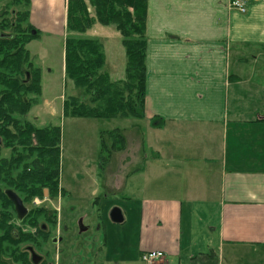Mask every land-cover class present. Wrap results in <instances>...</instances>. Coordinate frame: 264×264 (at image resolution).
Returning <instances> with one entry per match:
<instances>
[{
    "label": "crops",
    "instance_id": "0c3cea01",
    "mask_svg": "<svg viewBox=\"0 0 264 264\" xmlns=\"http://www.w3.org/2000/svg\"><path fill=\"white\" fill-rule=\"evenodd\" d=\"M229 1L148 0L145 116L123 128L127 147L113 158L119 172L127 171L120 189L143 203L147 242L140 254L162 250L158 264H193L212 251L218 264H264V115L248 119L261 105L255 91L245 97L244 77L233 74L229 60L232 45H264V0H249L246 13L231 10ZM35 3L43 10L47 0ZM230 119L242 128L230 130ZM216 130L223 148L215 153L208 137ZM198 132L209 141L204 161L221 157L217 189L213 177L196 180L200 172L190 163L200 153L177 147L184 133L191 138ZM155 173L162 175L160 190L169 193L141 194Z\"/></svg>",
    "mask_w": 264,
    "mask_h": 264
},
{
    "label": "rangeland",
    "instance_id": "374dc122",
    "mask_svg": "<svg viewBox=\"0 0 264 264\" xmlns=\"http://www.w3.org/2000/svg\"><path fill=\"white\" fill-rule=\"evenodd\" d=\"M13 2L15 3L16 0ZM13 2L0 0V10L4 8V5L9 4L10 6L14 5L18 11H30L24 25H34V30L39 32V37L32 40L26 47L30 51V59L34 66H38L42 70V96L39 98V103L22 119L24 123H30L34 127L35 125L38 126V121L41 125L61 127L62 158L60 170L61 183L65 189L64 197L83 198V205L79 203V200H74L78 202V205L74 204L73 206L83 211L85 222L92 226L90 231L83 233V251L87 263L92 264L94 261H103V259L111 260L114 256L119 264H145L140 254L143 245L147 242V235L141 233L144 224L142 218L143 203L141 200L130 198L127 188L120 189V181H126L124 175L127 171H124V174L119 172L122 168L119 167L117 158L107 159V153L103 152L100 146V136L103 131L123 129L130 126L134 122L133 119L65 117L63 115L65 98L74 95L85 102L89 101V96L85 90L76 87L64 74V47L67 32L62 26V22L64 16L66 19V1L47 0L45 5L42 4L44 9L42 10L40 7L38 11L36 0H31L28 5L24 4V0L21 4H14ZM76 36L100 39L107 54L105 70L113 73L114 79L124 77L126 54L122 43L123 37L113 25L105 26L97 23L93 29L76 34ZM230 54V67L233 74H240L244 77L242 87L244 90L247 89L244 94L245 97L253 95L249 90L255 91L254 101L261 105L256 114L252 112L253 115L247 116L248 119L264 115V45H232ZM254 56H257V59H254ZM232 84L234 86L235 82ZM235 91L237 90L232 89L231 99L235 97ZM45 99L50 102V105L44 104ZM49 108H53L56 114H50ZM34 116L37 117V120H34ZM231 117L234 118L232 114ZM233 122L234 119L229 125L230 130L242 128ZM247 126L248 124L244 127L247 128ZM212 133L215 135L208 137L210 142L204 138L203 132H198L194 133L191 138L184 133L185 135L183 134L176 143L179 145L177 147L190 148L194 150L195 154L200 153V156L192 157V163H190L193 169L196 167L200 172L194 174L197 175L196 180L202 178L206 180L213 177L214 188L217 189L221 180V157L216 156L213 164L209 165L204 161L203 155L207 141L209 142V149L215 153L223 148L221 132L216 130ZM10 156V148L4 146L0 148V157ZM181 176L184 177L182 186L187 185L186 174ZM161 177L162 175L158 173L152 174V181L146 185L145 189L138 191L141 194L143 190L150 191L152 198H158L161 193H169V190H160ZM136 178L141 185H144V176L138 175ZM1 186L4 185L0 181ZM183 192L184 190L180 189V195ZM45 194L49 195L48 190H45ZM185 207L187 206L185 205ZM114 208H120L124 212L125 222H112L110 212ZM100 220H103V225H107V230L95 227L101 223ZM204 226H207V222ZM201 239L205 240V237ZM98 250H101V253L97 254ZM106 252L107 256L104 257Z\"/></svg>",
    "mask_w": 264,
    "mask_h": 264
},
{
    "label": "trees",
    "instance_id": "16d2710c",
    "mask_svg": "<svg viewBox=\"0 0 264 264\" xmlns=\"http://www.w3.org/2000/svg\"><path fill=\"white\" fill-rule=\"evenodd\" d=\"M22 1L16 0L15 3L21 4ZM24 1L25 5L31 3V0ZM17 14L12 37L0 38V137L3 141L0 148L4 146L11 150L10 157H0V179L10 185L16 166L23 161V153L27 151V147L21 150V145L32 144L35 139L39 145L35 148L37 154L31 152L30 157L36 154L33 163L38 166L39 177L42 179L44 174H53L55 180L53 184H30L25 191L33 197L43 196L46 186L51 195L58 196L62 130L56 125L35 128L22 119L39 103L43 85L42 70L34 66L26 47L27 42L39 37V32H34L32 24L24 25L30 11H19ZM147 15L148 0H67L64 74L76 87L85 90L89 101L68 96L63 101L65 117L114 119L145 116ZM97 23L113 25L123 37L126 67L121 79H114L105 70L107 54L100 39L76 36L93 29ZM30 30L32 34L25 33ZM23 68L31 72L28 82L24 80ZM126 133L125 129L119 128L101 133L100 146L107 153V159L126 149ZM52 145H55L53 149ZM0 197H6L1 187ZM13 238L9 232L7 240L10 242ZM204 256L194 258L193 264L199 259L208 261L205 264L219 262L213 251Z\"/></svg>",
    "mask_w": 264,
    "mask_h": 264
},
{
    "label": "flooded vegetation",
    "instance_id": "af4514ba",
    "mask_svg": "<svg viewBox=\"0 0 264 264\" xmlns=\"http://www.w3.org/2000/svg\"><path fill=\"white\" fill-rule=\"evenodd\" d=\"M18 12L14 5L9 4L0 10V38L12 37ZM25 33L32 34L33 31ZM31 42L32 40L27 42V45ZM23 70L24 80L28 82L31 72L26 68ZM34 120H37V117L34 116ZM37 125L35 128L49 126L41 125L39 121ZM2 142L1 139L0 145ZM38 146L35 139L32 144H22L21 150L27 147L28 152L24 151L23 161L16 166L14 180H11L10 185H6L7 181L0 179L4 185L1 186L4 193L7 189L14 190L19 195L22 205L19 212L15 202L6 193V197H0V264H88L83 251V233L90 231L92 226L85 222L83 211L73 206L78 205L74 200H79L83 205V198L64 197L61 170L58 178L60 195H51L46 186L43 188V196L33 197L25 191L30 184L44 182L53 184L55 180L53 174H44L40 179L38 166L33 163ZM52 146L53 149L55 145ZM34 151L36 154L30 157V153ZM45 190H48L49 195L45 194ZM100 221L101 223L95 227L107 230V225L104 224V227L103 220ZM9 232L14 236L10 242L7 240ZM96 253H101V250ZM106 256L107 252L104 254V257ZM92 264H119V261L113 256L111 260L103 259Z\"/></svg>",
    "mask_w": 264,
    "mask_h": 264
},
{
    "label": "built area",
    "instance_id": "2783aa9c",
    "mask_svg": "<svg viewBox=\"0 0 264 264\" xmlns=\"http://www.w3.org/2000/svg\"><path fill=\"white\" fill-rule=\"evenodd\" d=\"M228 5L231 10L241 13H245L248 9L247 0H230ZM164 255L162 250H149L142 254V260L145 264H158Z\"/></svg>",
    "mask_w": 264,
    "mask_h": 264
},
{
    "label": "water",
    "instance_id": "95a60500",
    "mask_svg": "<svg viewBox=\"0 0 264 264\" xmlns=\"http://www.w3.org/2000/svg\"><path fill=\"white\" fill-rule=\"evenodd\" d=\"M4 36V34H3ZM11 36V35H9ZM264 117V116H263ZM0 142H1V137H0ZM6 195L15 202L19 212H21V199L19 197V195L12 189H7L5 191ZM110 218L114 223H122L125 220V216L123 214V211L120 208H114L112 209L111 213H110Z\"/></svg>",
    "mask_w": 264,
    "mask_h": 264
}]
</instances>
